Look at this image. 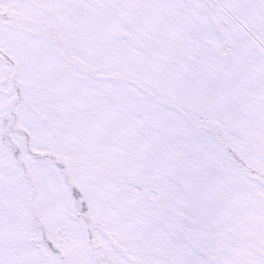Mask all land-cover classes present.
Masks as SVG:
<instances>
[{"label": "snow or ice", "instance_id": "6c2138e0", "mask_svg": "<svg viewBox=\"0 0 264 264\" xmlns=\"http://www.w3.org/2000/svg\"><path fill=\"white\" fill-rule=\"evenodd\" d=\"M0 264H264V0H0Z\"/></svg>", "mask_w": 264, "mask_h": 264}]
</instances>
